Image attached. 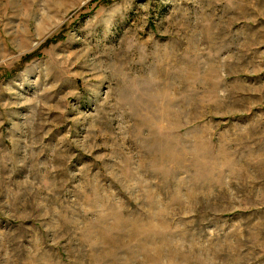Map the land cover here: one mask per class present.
<instances>
[{
  "label": "rangeland",
  "instance_id": "1",
  "mask_svg": "<svg viewBox=\"0 0 264 264\" xmlns=\"http://www.w3.org/2000/svg\"><path fill=\"white\" fill-rule=\"evenodd\" d=\"M0 264H264V0H0Z\"/></svg>",
  "mask_w": 264,
  "mask_h": 264
}]
</instances>
